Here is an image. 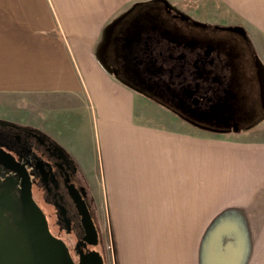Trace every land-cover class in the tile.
Listing matches in <instances>:
<instances>
[{
	"label": "crops",
	"instance_id": "obj_1",
	"mask_svg": "<svg viewBox=\"0 0 264 264\" xmlns=\"http://www.w3.org/2000/svg\"><path fill=\"white\" fill-rule=\"evenodd\" d=\"M238 1L258 36L228 27L247 37L252 73L238 74L250 91L233 93L234 105L248 97L244 113L222 124L159 97L173 84L154 68L178 53L162 31L175 21L157 26L161 3L0 0V104L16 105L8 114L48 134L85 176L114 264H264V21L252 17L264 0Z\"/></svg>",
	"mask_w": 264,
	"mask_h": 264
},
{
	"label": "flooded vegetation",
	"instance_id": "obj_2",
	"mask_svg": "<svg viewBox=\"0 0 264 264\" xmlns=\"http://www.w3.org/2000/svg\"><path fill=\"white\" fill-rule=\"evenodd\" d=\"M166 14L159 13L157 26L175 21L174 33L161 30L178 53L158 68L148 66L173 84L169 96L159 97L196 122L223 124L214 112H224L236 98L230 95L242 92L238 74L252 73L247 39L233 28ZM185 44L188 56L180 51ZM188 59L192 67L176 63ZM201 63L208 69L201 71ZM187 74L189 83L176 79ZM242 82L243 92L250 91ZM98 222L90 186L63 148L39 128L0 114V264H105Z\"/></svg>",
	"mask_w": 264,
	"mask_h": 264
},
{
	"label": "rangeland",
	"instance_id": "obj_3",
	"mask_svg": "<svg viewBox=\"0 0 264 264\" xmlns=\"http://www.w3.org/2000/svg\"><path fill=\"white\" fill-rule=\"evenodd\" d=\"M132 1L137 2L138 0H131V2ZM140 1H151V0H140ZM230 1L229 0H153L154 3H161L163 9H169V11L167 12L174 17L175 15L184 16L191 19L193 22H197V23L234 27L238 30H241L243 31L244 35H247V37L254 44L257 39L258 32L255 31L252 27H250L251 25H254V23L251 21V17L248 16L247 18H245L242 15L241 16L238 15V12H235L231 7ZM232 1H235L237 3L239 2L238 0H232ZM252 17L256 18V20L258 21H264V9L261 12H255V14L253 12ZM258 61L260 63L261 68H263L264 66L261 63V60L258 59ZM205 67L206 66H204L202 63L200 64L201 71H203ZM17 101H19L17 102L19 105L21 103V99L18 98ZM235 104H239V106L243 108L246 105V101L241 100L239 102H236ZM8 109L19 111L16 105L7 106L2 103L0 104V114L5 116L9 115L7 117L13 119L16 113L13 110H11L8 114ZM230 115L231 114L222 115L221 112L220 118L221 119L229 118ZM21 117L22 119L26 117L25 112L23 111L21 112ZM231 117L234 116L232 115ZM228 123L229 124L233 123L232 127H235L236 121L231 120ZM200 127L202 128L203 126L200 125ZM103 213L104 210L102 206V219L101 217H99L100 219L98 223L102 234V246L105 252V256H104L105 264H114L113 255H112L113 248L110 239L109 226L108 224H106Z\"/></svg>",
	"mask_w": 264,
	"mask_h": 264
},
{
	"label": "water",
	"instance_id": "obj_4",
	"mask_svg": "<svg viewBox=\"0 0 264 264\" xmlns=\"http://www.w3.org/2000/svg\"><path fill=\"white\" fill-rule=\"evenodd\" d=\"M230 97L234 98L233 93L230 95ZM237 106H238L237 104L234 105V102H231V105H229V107L227 109H225L224 112H222V115H224V114H232V111H233V114L234 115H237L238 113H239V115L243 114L244 113V110L238 109ZM214 113L216 114V116H215L216 118L221 119L220 118L221 112H214ZM229 118H232L231 115L229 116ZM229 118L223 119V120H225L224 123H227V121L229 120ZM34 248L36 250L39 249V241H38L37 237L34 238ZM48 264H51V262H49Z\"/></svg>",
	"mask_w": 264,
	"mask_h": 264
},
{
	"label": "trees",
	"instance_id": "obj_5",
	"mask_svg": "<svg viewBox=\"0 0 264 264\" xmlns=\"http://www.w3.org/2000/svg\"><path fill=\"white\" fill-rule=\"evenodd\" d=\"M139 5H140V3H138V2H137V3H134V4L132 5L131 8H133V7H135V6H139ZM131 8H130V9H131Z\"/></svg>",
	"mask_w": 264,
	"mask_h": 264
}]
</instances>
